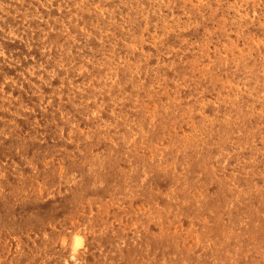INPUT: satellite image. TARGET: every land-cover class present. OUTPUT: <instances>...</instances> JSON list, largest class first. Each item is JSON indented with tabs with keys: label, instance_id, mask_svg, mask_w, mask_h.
I'll list each match as a JSON object with an SVG mask.
<instances>
[{
	"label": "rangeland",
	"instance_id": "374dc122",
	"mask_svg": "<svg viewBox=\"0 0 264 264\" xmlns=\"http://www.w3.org/2000/svg\"><path fill=\"white\" fill-rule=\"evenodd\" d=\"M0 264H264V0H0Z\"/></svg>",
	"mask_w": 264,
	"mask_h": 264
},
{
	"label": "bare ground",
	"instance_id": "6f19581e",
	"mask_svg": "<svg viewBox=\"0 0 264 264\" xmlns=\"http://www.w3.org/2000/svg\"><path fill=\"white\" fill-rule=\"evenodd\" d=\"M81 244H82V239L79 237V238L77 239L76 245H77V246H80Z\"/></svg>",
	"mask_w": 264,
	"mask_h": 264
}]
</instances>
